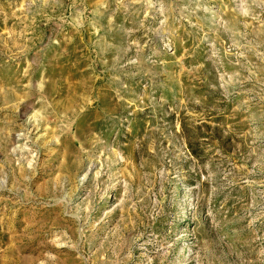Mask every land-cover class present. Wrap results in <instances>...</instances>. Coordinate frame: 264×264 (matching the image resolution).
Here are the masks:
<instances>
[{
	"label": "rangeland",
	"instance_id": "1",
	"mask_svg": "<svg viewBox=\"0 0 264 264\" xmlns=\"http://www.w3.org/2000/svg\"><path fill=\"white\" fill-rule=\"evenodd\" d=\"M0 264H264V0H0Z\"/></svg>",
	"mask_w": 264,
	"mask_h": 264
}]
</instances>
